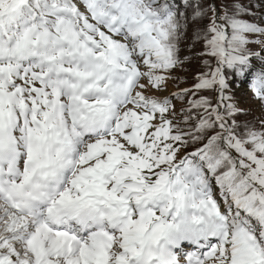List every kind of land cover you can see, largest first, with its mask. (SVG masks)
I'll return each mask as SVG.
<instances>
[{"label":"snow or ice","instance_id":"1","mask_svg":"<svg viewBox=\"0 0 264 264\" xmlns=\"http://www.w3.org/2000/svg\"><path fill=\"white\" fill-rule=\"evenodd\" d=\"M258 7L0 0V264H264Z\"/></svg>","mask_w":264,"mask_h":264},{"label":"trees","instance_id":"2","mask_svg":"<svg viewBox=\"0 0 264 264\" xmlns=\"http://www.w3.org/2000/svg\"><path fill=\"white\" fill-rule=\"evenodd\" d=\"M248 2V0H245V3H247ZM254 3H255V5L257 6V11H259V5L261 4V3H264V0H254ZM183 55H190V53L187 51V49H185V51L182 53ZM181 75H183V73H181ZM189 79H190V76H189Z\"/></svg>","mask_w":264,"mask_h":264}]
</instances>
